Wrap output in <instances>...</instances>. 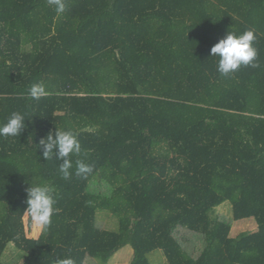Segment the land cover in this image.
<instances>
[{
	"label": "trees",
	"instance_id": "16d2710c",
	"mask_svg": "<svg viewBox=\"0 0 264 264\" xmlns=\"http://www.w3.org/2000/svg\"><path fill=\"white\" fill-rule=\"evenodd\" d=\"M0 0V264H264V0ZM256 34L259 67L224 77L211 48ZM42 83L47 95L28 90ZM77 134L65 180L40 141ZM93 166L75 175V161ZM55 188L58 212L27 235L26 190ZM229 203L231 217L217 209ZM117 230L97 226L100 213ZM257 230L232 235L237 221ZM13 245L22 262H3Z\"/></svg>",
	"mask_w": 264,
	"mask_h": 264
},
{
	"label": "clouds",
	"instance_id": "9594fccd",
	"mask_svg": "<svg viewBox=\"0 0 264 264\" xmlns=\"http://www.w3.org/2000/svg\"><path fill=\"white\" fill-rule=\"evenodd\" d=\"M49 5L55 6L57 14H63L66 10L65 0H48ZM256 34L249 29L237 35L229 32L223 39L211 48V55L217 58L216 71L220 76L228 77L237 73L242 67H259L258 50L254 46ZM48 93L42 83H35L28 90V95L39 100ZM25 114L13 112L3 124H0V137L20 136L25 128ZM44 159L50 157L61 161L59 172L65 180L73 175L74 167L72 156L82 155V145L76 133L56 129L55 135L49 134L46 139L40 141ZM93 172V166L84 159L75 161V175L86 178ZM55 188L46 182L31 184L26 190L27 208L24 214L30 218L34 225L47 229L52 218L59 211L56 207ZM57 264H74L70 258L59 259Z\"/></svg>",
	"mask_w": 264,
	"mask_h": 264
},
{
	"label": "rangeland",
	"instance_id": "374dc122",
	"mask_svg": "<svg viewBox=\"0 0 264 264\" xmlns=\"http://www.w3.org/2000/svg\"><path fill=\"white\" fill-rule=\"evenodd\" d=\"M217 212L220 215H225L228 217H231L232 215V209L231 205L229 203H225L224 205L220 206L217 209ZM105 212L100 213V217L102 215H105ZM107 215V214H106ZM25 225H26V232L27 235L31 238H38L42 232V228L34 225L30 218L25 216L24 218ZM97 226L101 229H109V230H117V220L113 223L111 221L110 216H103L99 218L97 222ZM257 230V224L254 219H248V220H241L237 221L233 225L232 235L234 237L239 236L240 234H250ZM134 258V251L131 247H126L122 249L115 257L109 262V264H131L132 260ZM150 261L152 264H167L166 259L163 256V253L161 251L155 252L150 257ZM16 259L19 260V263L22 262V259L19 256V251L15 249V247L11 244L3 258V262H14ZM18 260L15 262L18 263ZM11 264V263H10Z\"/></svg>",
	"mask_w": 264,
	"mask_h": 264
}]
</instances>
